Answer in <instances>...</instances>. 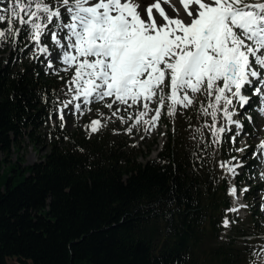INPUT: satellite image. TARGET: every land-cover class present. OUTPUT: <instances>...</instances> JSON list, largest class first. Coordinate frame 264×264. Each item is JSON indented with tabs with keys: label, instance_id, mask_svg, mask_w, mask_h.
<instances>
[{
	"label": "trees",
	"instance_id": "16d2710c",
	"mask_svg": "<svg viewBox=\"0 0 264 264\" xmlns=\"http://www.w3.org/2000/svg\"><path fill=\"white\" fill-rule=\"evenodd\" d=\"M25 38L0 41V264L11 255L21 264L253 262L252 241L221 240L230 197L212 157L227 159L222 144L188 145L189 127L179 130L164 116L166 140L147 158L149 150L107 126L68 133L51 125L66 79L27 58ZM24 136L49 151L19 167L7 156ZM250 234L260 235L240 236Z\"/></svg>",
	"mask_w": 264,
	"mask_h": 264
},
{
	"label": "snow or ice",
	"instance_id": "6c2138e0",
	"mask_svg": "<svg viewBox=\"0 0 264 264\" xmlns=\"http://www.w3.org/2000/svg\"><path fill=\"white\" fill-rule=\"evenodd\" d=\"M0 13V22L8 25L0 29V41L15 45L23 32L46 55V70L57 62L66 66L65 72L74 69L68 89L79 101L74 111L112 97L128 107L142 103L144 111L135 116L139 122L156 97L161 106L171 101L172 114L177 105L193 103L190 94L203 92L213 99L203 113L211 116L214 143L231 131L217 127L218 112L226 125L243 130L232 116L237 114L234 100L240 108L251 106L252 97L244 93L258 98L264 115V0H11ZM17 20L20 29L13 27ZM49 37L52 47L42 46ZM155 111L145 124L158 121L161 108ZM99 125V120L91 121V132ZM257 150L253 157L260 159L264 142ZM221 166L235 176L243 164ZM236 192L233 186L230 194Z\"/></svg>",
	"mask_w": 264,
	"mask_h": 264
},
{
	"label": "rangeland",
	"instance_id": "374dc122",
	"mask_svg": "<svg viewBox=\"0 0 264 264\" xmlns=\"http://www.w3.org/2000/svg\"><path fill=\"white\" fill-rule=\"evenodd\" d=\"M10 2L11 0L1 1L0 9H7ZM47 2L51 4L53 0H47ZM13 27L15 29L21 28L18 20L14 22ZM25 45H27V47H25ZM25 45L23 48L27 58H31L32 56L40 58L45 63V66L47 65V60L45 59L46 55L44 54V57L37 52L27 35L25 38ZM42 46L52 47L50 37L48 39H42ZM9 50H11V46L6 47L3 55H7ZM63 68L61 64H58L54 66V69L47 70L53 74H60L66 79L60 94L59 102L54 110V116L50 120L51 125L59 124L60 127L68 133L73 132L75 129H90L91 131V121L99 120L100 125L98 128L107 126L114 132L120 133L121 136L126 137L131 147L141 149L142 153L149 150L147 158H153L166 140V128L161 125L162 119L165 116L169 123L173 127L179 128V130L189 127L187 130L183 129L182 132V135L187 139L188 145L193 144L198 138L206 139L210 146L216 144L213 142V137L208 127L212 124L211 116H206L203 113V109L206 108L210 102H213V99L207 97L203 92L190 94L193 103L187 106L177 105L172 114H169L167 106L171 101H166L165 104L161 106L159 97H156L151 102H148L149 110L139 122L135 120V116H137L139 112L144 111L142 103L127 108L118 102L114 103V99L111 97L104 98V100L101 101H93L88 105H82V111L77 112L74 111V106L75 103L79 101H74L73 93L68 90L69 82L74 75V69H69L65 72ZM72 87L74 88L75 86L73 85ZM165 91L170 93V89H166ZM201 93L204 95L203 99L201 98ZM109 103L112 104L111 109L107 107ZM65 105H68V107L65 108ZM158 107L161 108L158 121L155 124H145L144 121H151V117L156 114L155 110ZM220 107H223V105L221 104ZM234 110L238 114L235 115V120L244 121V124H247L252 132L255 130L259 131L260 137L252 135L253 138L251 137V139L255 143V146L249 149L248 144H246V139L251 136V131L246 129L242 130L240 133V130H238L235 125H226L222 112H218L217 127H234L233 135L238 136V138H235L233 142V137L230 136L228 131L220 134L219 143L223 146V153L228 157L225 160H220V156L214 154L212 157V164L214 165V169L220 173V177L225 181L226 193L230 197L228 219H224V221H228V226L225 227L223 221L225 230L221 233V240L230 241L234 245L242 247L251 246L240 237L243 232H264V179L261 178L262 173H264V168H261L258 159L253 157V153L258 151L257 146L260 145L261 142H264V115L259 117V113L254 108L245 109L244 113L243 111L241 113L239 105ZM60 111H63V121L60 119ZM113 113H115V115H113ZM186 117H190L188 122H186ZM259 120L260 122L258 123ZM197 129L200 131H197ZM154 143L157 144V147H155L156 145H154ZM241 149L242 151H240ZM48 151L49 147L47 145L34 144L28 137L24 136L18 153L12 148L7 159L8 162H17L19 167H25L41 160ZM18 157L21 159H18ZM233 157L236 159H233ZM145 158L144 155H140L137 159L139 161H144ZM238 162L243 164V167H238L236 169L237 175L240 176V191H243L245 188H247L248 191L240 192L234 196L230 194V189L232 188V174L226 170V167H222L221 165L235 166ZM238 202H241L240 204L244 207H242L240 211H231V209H235L234 207L238 205ZM260 239L264 241V234L261 235ZM255 241H258V239H255ZM262 249H264V244H254L253 251L255 255L252 257L253 262L251 264H264V254H260V250ZM27 261L31 263L30 259H27ZM7 263L21 264L17 255L9 256Z\"/></svg>",
	"mask_w": 264,
	"mask_h": 264
},
{
	"label": "bare ground",
	"instance_id": "6f19581e",
	"mask_svg": "<svg viewBox=\"0 0 264 264\" xmlns=\"http://www.w3.org/2000/svg\"><path fill=\"white\" fill-rule=\"evenodd\" d=\"M248 96H251L252 97V104H251V106L249 107V106H245V108H248V109H250V108H253L254 106H255V104L256 103H258V98L257 97H255V96H252V94H250V95H248ZM238 107V104H237V102L234 100L233 101V108L234 109H236ZM230 110H232V109H230ZM242 111H243V113H244V108H241V113H242ZM236 115H238V114H236ZM259 117H261V114L260 115H258ZM261 120V119H260ZM260 120L258 121V123L260 122ZM245 126V129H247V130H250V127L246 124V125H244ZM251 131V130H250ZM260 132L259 131H254V132H252L251 131V136H249L247 139H246V144H248V148L250 149V148H252V147H254L255 146V143L253 142V140L251 139V137L253 138V136L252 135H257V136H259L260 137V134H259Z\"/></svg>",
	"mask_w": 264,
	"mask_h": 264
}]
</instances>
